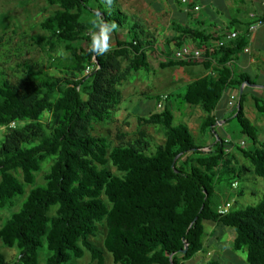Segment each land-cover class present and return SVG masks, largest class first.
Returning a JSON list of instances; mask_svg holds the SVG:
<instances>
[{"label":"trees","instance_id":"trees-1","mask_svg":"<svg viewBox=\"0 0 264 264\" xmlns=\"http://www.w3.org/2000/svg\"><path fill=\"white\" fill-rule=\"evenodd\" d=\"M45 1L59 9L42 22L48 36L38 43L55 53L64 46L68 56L49 54L61 75L24 64L27 73L18 85L0 67V127L7 129L0 144V209L24 197L27 187L35 185L36 174L49 161L52 165L46 184L31 189L21 209L0 229L3 246L19 251L14 262L0 252V264H40L44 249L49 253L46 264H69L84 258L86 252L93 264H106L105 251L115 264H186L204 250L207 222L235 230L234 251L245 253L248 264H264V197L257 206L219 213L223 203L218 187L225 177L233 187L246 171L233 166L236 160L228 155L232 145L222 137L215 135V148L203 152L186 125H174L169 109L138 117V138L127 144L112 148L107 138L94 135L96 124L113 119L123 100V84L139 71H151L154 36L138 21L125 22L128 16L121 10L117 13L106 0ZM89 15L95 32L87 26ZM98 24L117 26L111 31L116 45H109L102 55L90 47ZM184 34L196 49L204 50L202 60H173L161 63V69L202 66L211 74L189 84L176 100L181 106L200 107L208 115L202 132L215 134L219 121L215 112L226 92L237 90L239 105L231 118L237 120L241 135L253 141L249 150L240 146L238 150L264 180V145L246 117L244 102L249 94L242 91L244 84H255L229 66L245 49L246 38L211 50L207 45L211 35ZM84 41L90 44L87 50L73 46ZM184 41L185 37L179 39L178 50L186 46ZM88 68H92L89 74ZM174 97L169 95L167 102ZM251 97L264 118V98ZM46 115L48 123L43 122ZM28 121L24 127H15ZM144 126L162 127L165 144L154 150L142 131ZM104 222L107 237L104 248H97L91 238Z\"/></svg>","mask_w":264,"mask_h":264},{"label":"rangeland","instance_id":"rangeland-1","mask_svg":"<svg viewBox=\"0 0 264 264\" xmlns=\"http://www.w3.org/2000/svg\"><path fill=\"white\" fill-rule=\"evenodd\" d=\"M110 1L106 0L107 3L109 2L114 5L117 13H120V7L122 12L131 16H128V18L124 17L125 22L128 24L133 23V17H135L141 19L149 28L160 25L163 26L165 20H168V16L164 14V11L167 12L171 9V2H169V0ZM116 2L119 7L116 5ZM58 9V6H52L45 0H0V67L14 85H18L20 80L26 76L27 72L23 67L24 64L34 65L37 70L44 69L52 75L63 74L56 66L54 67L57 61H52V63H50L49 54L51 57H62L64 59V57L68 56V50L65 49L64 46H61V48H59L60 50L55 53L51 52L50 48L41 46L38 43L40 38L48 36V33L41 28L42 22L47 17L54 14ZM151 10L157 12V20L154 19V13H151ZM205 13L206 11L203 12V14ZM92 18L93 16L90 15L86 17V23L88 28H90L92 32H95L94 26L92 25ZM165 38L164 36V39H160L161 42H163ZM167 45L168 44H166V48H168ZM73 46L87 50L90 44L84 41L75 43ZM189 47L192 46L189 44ZM149 58L152 66L151 71L149 73L143 70L139 71L133 74L128 82L123 84L120 88L123 94V100L120 106L115 110L113 119L108 122L96 124L94 126V135L107 138L112 148L121 144H127L138 138V117L148 118L153 113L159 114L169 109L175 116L174 125H186L190 130L196 146L204 148L203 152L207 153L211 148H215L214 142L216 136L222 137L225 141L230 140L232 142L230 143L232 146H229L228 149V155L236 160L233 166L235 168L243 166L246 171L241 172L239 174L241 176L237 178V182L239 183L238 190L233 189L227 177L224 176L223 182L218 187L219 199H221L223 205L231 203L232 208H230V210L232 211H241L247 207L257 206L264 197V180L254 174V167L238 150V142H246V147L244 149L249 150L253 147V141L241 135V129L237 120L231 117L227 118L222 127L215 126V134H212L210 131L203 133L202 125L208 115L200 107L181 106V101L176 100L178 96L183 94L185 88L189 84L199 79L200 76H197V74L202 69L199 67L193 68L192 70L194 72L189 68L161 69L160 64L165 62V60L162 55L159 54V50L149 53ZM61 64L63 65V62H61ZM124 66H126V63ZM253 88H255V86H242L243 91L246 89L245 92L248 93L252 92ZM162 95H172L175 96V99L173 98L165 103L162 102L163 108L159 109L157 105L158 99L159 96ZM259 96L264 97V95L261 94ZM238 100H240L239 93ZM238 105L239 101L237 106ZM244 109L246 117L250 120L252 125L258 129L260 143L264 145V118L257 112L251 96L245 99ZM218 119L222 120L219 116ZM48 121L49 115H46L43 118V122L48 123ZM29 123V121L18 123L15 127H24ZM142 131L150 138L149 141L154 150L158 146L165 144L166 131L162 127L144 126ZM6 133L7 129L0 127V144ZM122 136H125L124 139H122ZM51 165L52 161H49L44 165L43 170L36 174L35 185L27 187L24 197L17 198L12 206H8L2 210L0 209V229L13 213L21 209L31 189L35 186L46 184L45 175ZM109 167L114 174H118L115 167L112 165ZM20 180L23 181L22 176H20ZM103 200L105 203H108L106 197H103ZM205 227L208 232L211 228V223H205ZM106 237L107 226L104 222L99 225V231L95 238H91V241L95 247L104 248ZM231 250L235 252L233 244ZM204 251L207 252L205 247ZM0 252L5 255L8 262H14L19 257V251L17 249H8L4 247L1 240ZM105 253L106 264H115L113 256L107 251H105ZM238 256L240 260L232 264H248L245 253L239 252ZM48 257L49 253L46 249L42 250L40 264H46ZM205 258V256L199 254L187 264H206L207 260ZM213 260L220 264L231 263L229 255H224L220 260L218 258H213L210 261L212 262ZM69 264H93V260L90 253L86 252L84 258L79 260L73 259Z\"/></svg>","mask_w":264,"mask_h":264},{"label":"crops","instance_id":"crops-1","mask_svg":"<svg viewBox=\"0 0 264 264\" xmlns=\"http://www.w3.org/2000/svg\"><path fill=\"white\" fill-rule=\"evenodd\" d=\"M169 2H171V9L167 12L164 11V14L168 16V20H165L163 26L149 28L141 19L133 17V21L140 22L145 27L146 32L150 36H154L156 40L150 53L159 50V54L165 60L162 63H167L176 60L175 53L178 50L177 43L179 39L185 37V45L189 46L190 44V46L196 48L191 38L184 34L186 32H203L211 35L213 39L207 44L211 50L220 48L218 45L222 41L231 43L227 41V36L236 33L238 34V38H246V47L230 62L229 66L236 72L237 76H248L254 82L255 88H253L252 92L248 93L249 97L252 95H264V29L261 28L255 33L250 32V26L254 23L252 15L264 20V0H189L187 5L182 0H169ZM116 5L119 7L117 2ZM196 8H199V10L196 11ZM119 9L122 12L120 7ZM151 11V13H154V19L157 20V12ZM204 11H206L205 14H203ZM124 14L130 16L126 13ZM125 35L126 32L120 33L119 38L123 39ZM164 36L166 38L161 42L160 39H164ZM166 44H168V48H166ZM109 45L111 47L116 45L115 36L112 32L109 33ZM247 49L249 50L248 53L245 52ZM198 67L202 69L197 74V76H200L199 78L211 74V72H207L202 66L189 67V69L192 70ZM244 86L250 85L244 84ZM236 92L238 91L235 89L228 90L224 100L215 112L216 117L219 116L222 119L217 122V127H222L227 118L231 117L233 109L228 106V99L231 94ZM159 97L161 99L163 95ZM208 223H211V228L208 232L206 231L208 234L205 241L207 252L203 250L199 253L206 257V264L213 262L220 264L219 262L214 260L211 262L210 260L213 258L220 260L224 255H229L230 264L237 263L240 260L238 256L239 252H232L231 250V246L236 238L235 230L212 222Z\"/></svg>","mask_w":264,"mask_h":264},{"label":"built area","instance_id":"built-area-1","mask_svg":"<svg viewBox=\"0 0 264 264\" xmlns=\"http://www.w3.org/2000/svg\"><path fill=\"white\" fill-rule=\"evenodd\" d=\"M182 1L186 5L189 3V0H182ZM198 10H199V8H196V11H198ZM252 19H253L254 23L250 26V32L255 33L261 28L264 29V20L263 19H260V18L256 17L255 15H252ZM237 39H238V34H236V33H233V34H230L229 36H227L228 42H234ZM227 44H229V43L222 41L219 43L218 46L219 47H225ZM245 52L248 53L249 50L247 49V50H245ZM203 55H204V50L185 46L184 48L176 51L175 59L176 60H182V61H189V62L190 61H200V60H202ZM91 70H92V68H88L86 73L89 74L91 72ZM167 101H168V95L163 96L160 103L158 104V108L162 109L163 108L162 102L165 103ZM238 101H239L238 100V92L233 93L230 95V97L228 99V106L233 109L237 106ZM226 143L230 144L232 142L230 140H227ZM238 145L241 148H245L246 142H244V141L238 142ZM238 187H239V183L235 182L233 185V188L238 189ZM230 208H232L231 203H227L226 205H223L220 208L219 213L222 215H226L230 211Z\"/></svg>","mask_w":264,"mask_h":264},{"label":"clouds","instance_id":"clouds-1","mask_svg":"<svg viewBox=\"0 0 264 264\" xmlns=\"http://www.w3.org/2000/svg\"><path fill=\"white\" fill-rule=\"evenodd\" d=\"M99 32L94 34L91 42V51L97 55H102L109 50V33L116 29L115 24H98Z\"/></svg>","mask_w":264,"mask_h":264},{"label":"water","instance_id":"water-1","mask_svg":"<svg viewBox=\"0 0 264 264\" xmlns=\"http://www.w3.org/2000/svg\"><path fill=\"white\" fill-rule=\"evenodd\" d=\"M187 252V249H185V253Z\"/></svg>","mask_w":264,"mask_h":264}]
</instances>
